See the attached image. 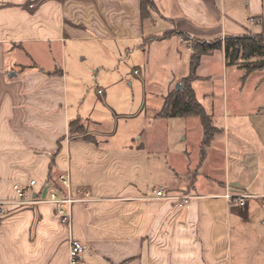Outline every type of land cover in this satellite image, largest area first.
<instances>
[{
    "label": "crops",
    "instance_id": "crops-1",
    "mask_svg": "<svg viewBox=\"0 0 264 264\" xmlns=\"http://www.w3.org/2000/svg\"><path fill=\"white\" fill-rule=\"evenodd\" d=\"M154 2L144 20L140 0H0V264H69L70 236L82 264H264L249 219L264 202V69L242 66L264 55L202 56L192 89L211 138L198 117H159L192 55L166 33L264 36V0ZM65 173L70 227L48 201Z\"/></svg>",
    "mask_w": 264,
    "mask_h": 264
},
{
    "label": "trees",
    "instance_id": "trees-1",
    "mask_svg": "<svg viewBox=\"0 0 264 264\" xmlns=\"http://www.w3.org/2000/svg\"><path fill=\"white\" fill-rule=\"evenodd\" d=\"M141 4V17L144 20H149L151 13L157 11V6L154 0H140ZM181 35L184 40L189 41V46L192 49L190 75L188 78L181 82V89L173 91L164 104V108L159 117H198L202 122L204 134L206 139L211 138L214 126L208 116L205 108L196 99L195 91L192 89V83L198 78L196 71L201 64V58L203 55L210 53L213 50H219L225 48L226 59L229 64H236L240 59H249L252 56L264 55V39L260 36L254 37H229L225 39L224 46H222L221 40H216L213 43L208 44L201 40H192L185 33L168 32L169 35ZM247 69V73L256 71L257 69H264V62L261 61L255 66L250 64L242 65Z\"/></svg>",
    "mask_w": 264,
    "mask_h": 264
},
{
    "label": "built area",
    "instance_id": "built-area-1",
    "mask_svg": "<svg viewBox=\"0 0 264 264\" xmlns=\"http://www.w3.org/2000/svg\"><path fill=\"white\" fill-rule=\"evenodd\" d=\"M251 23H254V20H250ZM59 182L62 185V193H58L56 191L52 192L50 195V199L48 200L49 203H53L56 207V213L62 220L64 224H68L69 227L72 224V215H71V208L72 205L76 202L73 200L70 196V191L72 188V185L70 183V178L67 173L62 174L59 177ZM37 184L36 180H31L29 183V186L35 187ZM17 193L19 195V200H21V203L27 204L32 203L34 201H28L26 196L24 195V190L20 186H15ZM155 196L162 200H167L169 197H167L165 193L164 188H157L155 190ZM248 196H243L239 198V202L241 205L245 204L246 199ZM86 199H89V197H86ZM230 199V196H229ZM7 202H3L0 200V219L3 215L4 209L6 207ZM69 264H82V255L86 251V247L84 244H81L78 240L74 239V237L70 236L69 239Z\"/></svg>",
    "mask_w": 264,
    "mask_h": 264
},
{
    "label": "rangeland",
    "instance_id": "rangeland-1",
    "mask_svg": "<svg viewBox=\"0 0 264 264\" xmlns=\"http://www.w3.org/2000/svg\"><path fill=\"white\" fill-rule=\"evenodd\" d=\"M263 39H264V36H261ZM84 52V51H83ZM80 56V55H79ZM80 57H82V56H80ZM77 58V60L75 61V60H72L69 56H68V65L70 66V68H69V71L71 70V69H74L75 68V66H72L71 67V65H74V64H79V65H82L83 63L80 61V60H78V57H76ZM89 64V62H84V65L85 66H89L88 65ZM86 71L87 70H89V67H86V69H85ZM136 70H138V72H140L139 71V69H136ZM138 72L137 73H135L134 75L136 76V75H138ZM136 85H137V82L134 80V86L136 87ZM219 89H220V85H219ZM218 90V89H217ZM248 199V198H247ZM247 199H246V201H247ZM237 201H238V205L242 208V207H244L245 206V204H243V205H241L240 204V202H239V198H237ZM246 201H245V203H246ZM251 211H250V213H249V219L251 220V222L253 223V224H255L258 228H262L263 229V231H264V202L263 201H260V202H257V203H252V207H251Z\"/></svg>",
    "mask_w": 264,
    "mask_h": 264
},
{
    "label": "water",
    "instance_id": "water-1",
    "mask_svg": "<svg viewBox=\"0 0 264 264\" xmlns=\"http://www.w3.org/2000/svg\"><path fill=\"white\" fill-rule=\"evenodd\" d=\"M181 86H182L181 84H178V85H177V89H176V90H179V89H181Z\"/></svg>",
    "mask_w": 264,
    "mask_h": 264
}]
</instances>
